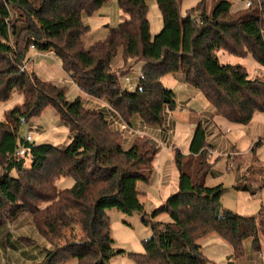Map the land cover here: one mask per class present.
<instances>
[{"label": "trees", "instance_id": "trees-1", "mask_svg": "<svg viewBox=\"0 0 264 264\" xmlns=\"http://www.w3.org/2000/svg\"><path fill=\"white\" fill-rule=\"evenodd\" d=\"M154 1L162 18L156 35L150 33L146 0H116L126 18L110 27L104 40L86 48L89 27L83 18L107 0H0V102L14 91L23 96L22 104L0 121V228L27 212L51 246V237H60L63 231L80 234L62 247L44 249L36 264H60L70 258L75 264H107L114 255L125 254L114 247L108 209L138 213L150 228V237L142 241L143 254H128L140 264H213L198 243L210 234L223 240L236 260L244 257L246 240L254 252L260 251L264 204L257 214L241 216L222 209V184L205 185L214 161L204 123L194 128L187 155L175 150L178 191L149 219L137 183H150L157 144L146 140L124 148L106 112L128 125L136 117L146 125L165 128L166 110L176 108V99L161 79L173 75L202 94L214 116L249 124L256 113L264 112V80L250 79L241 65L220 64L215 53L251 55L264 69V0H240L242 6L234 11L228 0H216L209 9L201 0L185 16L179 12L180 0ZM31 45L39 52L52 51L72 83L84 95L104 100L109 110L86 108L79 98L68 102L64 86L21 73L19 66ZM119 51L123 63H143L144 79L134 91L121 90L122 73L111 70ZM49 106L68 128L69 143L60 148L31 142L24 144L26 154L18 156L23 145L19 119L28 122ZM258 144H253L251 153ZM69 177L72 186L60 188L58 181ZM161 214L170 221H155Z\"/></svg>", "mask_w": 264, "mask_h": 264}, {"label": "rangeland", "instance_id": "rangeland-1", "mask_svg": "<svg viewBox=\"0 0 264 264\" xmlns=\"http://www.w3.org/2000/svg\"><path fill=\"white\" fill-rule=\"evenodd\" d=\"M200 1L201 0H180V14L185 16L187 11L195 8ZM215 1L216 0H206L208 9ZM228 1L232 4V11L242 6L240 0ZM146 3L148 6L147 20L150 26V33L154 36L162 28V18L154 0H146ZM99 14L101 15L99 16ZM120 16H122L123 19H120ZM125 18L126 16L119 9L116 0H107V2L92 16H84L83 22L89 27V31L84 38V46L87 48L90 44L92 45L95 42L104 40L108 29L110 27H116ZM29 54L30 52H28V55ZM215 55L220 64L241 65L245 68L250 79L256 78L264 80V69L255 62L251 55L239 58L229 55L224 51H218ZM43 60L37 58L32 65L35 71L38 73L40 72L39 75L42 80L64 86L66 88V100L68 102L75 101L80 94L76 86L67 79L66 74L61 69V64L59 65V63L51 60H44L45 63H42ZM133 64H135L133 60L131 62L125 60L123 63L122 54L121 51H119L111 62V70L119 75L122 73V75L118 77L119 82H122L123 76L129 75L134 77L136 75L139 67H134ZM30 66L31 64H29V67ZM41 66L44 67L40 69ZM170 83L171 81L168 79L163 80V85L169 89L172 88ZM82 98L85 99V96L82 95ZM22 102L23 96L17 91H14L7 101L0 102V121H4L6 112L10 111L15 106L21 105ZM185 112L187 111L184 110L183 114H185ZM204 117L206 121H209L208 119L211 118L210 121L215 125L210 127H214V132L212 134L207 132V141L212 145V149L214 150V153L210 152L214 164L206 177V187H215L222 184L225 189L220 200L222 209L232 211L241 216H253L257 214L264 202V193L260 194L258 191H254L257 190L254 188L258 185L256 186V183L252 180L259 182V178L264 179V112L256 113L251 122L247 125L230 123L221 117L209 116L207 113H204ZM191 118L193 121L192 124L195 125L196 121L193 120V116ZM166 123L164 124L165 128L162 129L164 133L166 130ZM176 124L177 127L174 132H172V128H170L173 135L171 137L170 146H168L170 147L169 150L167 149L168 147L163 148L160 143H158L160 141L156 143L159 148L158 155H156L153 163V168L157 172L155 177L156 182L150 185L142 182L137 183V191H142L144 193L139 196V200L143 204L144 212L149 219L151 212L162 203L159 197L164 199L162 195H165L167 191L165 190L160 193V189L157 188L160 181H162L165 186H168L170 194L178 191V172L174 163L175 150L180 151L183 155L187 154L192 136L190 127L192 126L179 121ZM131 125L135 126L138 131L143 129L144 133H147L146 130L150 127L149 125L141 127L140 122L137 120L132 121ZM155 127L157 126H152L148 129H151L152 135L154 131V135L157 136L155 139H159V134L156 132V129H153ZM28 128L35 145L50 144L55 147L63 148L70 141V132L68 128L62 124L57 111L50 106L37 117L31 118L28 121ZM144 133L139 136L136 135V137H138L135 139V142L142 144L144 141L150 140ZM24 134L25 128L22 127L18 135L19 137H23ZM258 141L260 144L256 145L255 151L251 153L250 149L253 144ZM172 146H174V148H172ZM123 147L126 148L124 144ZM12 175L15 176L14 174ZM72 184V178H63L61 179L60 188H67L72 186ZM238 186L240 189L236 188ZM106 214L109 217L110 233L115 249L125 251L123 255H114L107 264H140L135 258L128 254H143L142 241L150 237V228L143 224L141 215L138 213L126 215L115 209H108L106 210ZM163 215H165L166 219H168L167 222H169V216L167 214ZM154 220L164 222L159 220L158 217ZM211 235L216 238V241L212 242L213 244L208 248L207 246L204 248L205 250L208 249V256L215 264H228L227 256L230 254V247L215 234ZM79 237V233L74 234V232L70 230L63 231L60 237H51L53 244L52 246L50 244V246L48 245V250H53L55 246L62 247L65 243L71 242L73 239H79ZM35 245H38L37 241ZM242 249L244 257L238 260L232 258L229 262L232 261L234 264H264V236H260L259 253L254 252L250 240L244 241ZM12 252H14V250ZM42 253L45 254L44 251ZM75 263V260L70 258L60 264ZM0 264H8V262L6 259L2 258Z\"/></svg>", "mask_w": 264, "mask_h": 264}, {"label": "crops", "instance_id": "crops-1", "mask_svg": "<svg viewBox=\"0 0 264 264\" xmlns=\"http://www.w3.org/2000/svg\"><path fill=\"white\" fill-rule=\"evenodd\" d=\"M100 15L101 14H99V16ZM120 19H123V17L120 16ZM106 27H108V26H106ZM107 33H108V31H107ZM28 52H30L29 55H28ZM28 52L26 55L27 72L34 73L40 79H42L39 75L40 72L38 73L37 71H35L34 66L32 67L33 62L35 60H37V58L40 60H43V59L44 60H51V61L59 63V65H60V62L57 58H54L50 55H47L46 52L33 51L30 49L28 50ZM44 60L42 63H45ZM131 61L132 60H130V62ZM29 64H31L30 67H29ZM133 66L139 67V69H142L143 63L142 62H135V64H133ZM43 67L41 66L40 69H42ZM66 76H67V79L71 81L69 75L66 74ZM165 79H168L171 81L170 85H172V88H170V89L174 92L175 99H176V108L174 110L170 111L168 115L166 112V121H168L166 127L170 132L169 136H167V133H164V131L162 130L163 128L155 127L153 129L154 130L156 129V132L159 134V139H155V138H157V136L154 135V131H153V135H152V133L150 131L151 129H148L152 126H150V127L147 126L148 127L146 130L147 133H144L143 129H140L141 131H138V129L135 126L131 125V122L134 120H137L138 122H140L141 127L142 126L144 127V125H146L143 122H141V120H139L138 118H136V117L131 118L130 124L128 125V123L124 122L120 118H118L116 116H112L110 113L106 112L108 120L111 124V128L115 131L120 132L121 136L123 135L122 136L123 137L122 142H123L124 146H126V148L129 147L131 144H133L135 142V139L140 134H143V133L146 134V136L148 138H150V141H153L155 144L158 141H160L158 143L165 142V147H163V148H167L168 146H170L171 137L173 135L171 133L170 128H172V132H174V130L177 127L176 123L178 121L181 123H184L186 125H191L192 127H190V131L192 133H193L194 128L196 127V125L199 122H202L205 124L204 125L205 129L207 132H209V134H212L214 132L213 131L214 127L210 128L212 126H215L210 121L211 118L208 119L209 121H206L204 119L205 118L204 113H207L209 116L215 117L213 109L211 108V106L209 105L207 100L204 98V96L202 94L192 90L191 88H189L185 84H183V82L181 81V78L179 76L177 77V76H173V75H166L165 77H163L161 79L162 84H163V80H165ZM76 89L78 90V92L80 94V96L77 98H79L81 100V102L84 101L83 105L86 108L109 110L108 106L104 100H99V99H95L92 97H88V96L84 95L77 87H76ZM82 95L85 96V99H83L84 97L82 98ZM184 110L187 111V112H185V114H183ZM192 116H193V120L196 121L195 125L192 124V122H193L191 120ZM114 118H116V119H114ZM169 122H170V124H169ZM124 127H126V128H124ZM124 130H126V131H124ZM136 135H138V136L136 137ZM169 148L170 147H168L167 149L169 150ZM172 148H174V146H172ZM210 152L214 153V150L211 148ZM187 154H188V152H187ZM157 155H158V153H157ZM153 171L154 172L152 173L151 180H150V183L148 185L156 182L155 177H156L157 172L154 168H153ZM263 176H264V173H263ZM252 181H254L256 183V186L258 185L254 189H258L261 184H264V179H261V178H259L260 183L257 182L256 180H252ZM60 183H61V180H59L57 183L59 187H60ZM67 188H69V187H67ZM157 188L160 189V193L162 191L167 190L166 194L162 195L164 199L159 197V200L162 201V203H163L165 201V198H167L166 196L168 194H170L168 186H165L162 183V181H160V184L157 186ZM258 193H260V194L264 193V187L260 191H258ZM139 194L143 195L144 193L142 191H140ZM157 204H159V203H157ZM262 204H264V202ZM157 217L159 220H162L164 222L168 221V219H166L165 215H163V214H161ZM7 238L9 240V243H7V241H6ZM215 239L216 238H214L210 234L206 238H203V239L198 241V243L201 246L202 252L204 253V255L209 260H211V258L208 256V253H207L208 249L205 250L204 248L206 246L208 248L210 245H212L213 244L212 242L216 241ZM36 241H37L38 245H35ZM24 245H26V246H24ZM48 245H49V243L44 238H42L38 234V232L36 231L34 224H33V221H32V218H31V215L28 214L27 212L21 213L11 223H7L4 227L0 228V261L2 260V258H4L7 260L8 264H36V263H39L42 261V259L44 257V254L42 252L44 251V249L45 250L48 249ZM13 250H14V252H12ZM231 259L232 258H231V249H230V254L227 256L228 264H234V262H232V261L229 262V260H231ZM211 261L213 262V264H215L213 260H211Z\"/></svg>", "mask_w": 264, "mask_h": 264}, {"label": "built area", "instance_id": "built-area-1", "mask_svg": "<svg viewBox=\"0 0 264 264\" xmlns=\"http://www.w3.org/2000/svg\"><path fill=\"white\" fill-rule=\"evenodd\" d=\"M249 4H250V2H247L245 4V6H249ZM30 50L36 51L33 45L30 46ZM46 53H47V55H50V56L56 58L52 51H49V52H46ZM19 71L21 73L27 72V62L26 61L22 62V64L19 66ZM143 79H144V75H143V72H142L141 69H139L136 72V75L134 77H131L129 75H125V76H123L122 82L119 83L120 89L121 90H125V91H134L136 89V87L138 86L139 82L142 81ZM167 112L169 114L170 111L167 110ZM167 123H168V121H167ZM19 125H20L21 128L22 127L25 128V134L23 136V145L20 146V148L18 149L16 154L18 156H24L26 154V150L24 148V144H28V143L33 142L32 141L33 139L31 137V134H30V131H29V128H28V122H27V120L25 118H20L19 119ZM166 131H167L166 132L167 136H169L170 132L167 129V127H166ZM160 145L162 147H164L165 146V142L160 143Z\"/></svg>", "mask_w": 264, "mask_h": 264}]
</instances>
